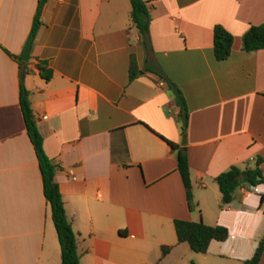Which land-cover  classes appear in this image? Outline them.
<instances>
[{"label": "crops", "instance_id": "crops-1", "mask_svg": "<svg viewBox=\"0 0 264 264\" xmlns=\"http://www.w3.org/2000/svg\"><path fill=\"white\" fill-rule=\"evenodd\" d=\"M141 41L129 0H45L22 84L76 235L79 264H223L251 256L264 234V182L227 204L214 176L262 157L264 47L241 36L264 22V0H147ZM37 0H0V264H61L60 247L20 104L17 55ZM233 36L216 59L213 27ZM134 57L137 74L129 79ZM45 60L49 78L36 63ZM188 109L184 132L173 91ZM184 146L192 204L170 143ZM263 198L260 199V195ZM224 225L206 251L177 241L173 220ZM162 246H168L162 252ZM210 256V257H209ZM257 264H264V247Z\"/></svg>", "mask_w": 264, "mask_h": 264}, {"label": "trees", "instance_id": "trees-1", "mask_svg": "<svg viewBox=\"0 0 264 264\" xmlns=\"http://www.w3.org/2000/svg\"><path fill=\"white\" fill-rule=\"evenodd\" d=\"M130 1V18L132 25L137 29L143 43H146L148 34L150 14L147 0H129ZM45 0H37L32 23L28 34L22 44L20 53L17 55L20 64V86H19V104L26 128V132L34 147L38 161V166L42 179V191L46 201L49 204L51 218L56 230V235L60 247L61 264H79V254L77 251L76 235L72 229L71 223L66 216L62 196L55 180L56 163L50 159L42 146V135L36 124L35 115L30 105L29 92L22 84V76L28 72L24 67L26 59L29 57L30 48L41 23L40 14ZM233 36L222 25L216 24L213 27V54L218 60L226 58L231 51ZM264 47V22L251 24L241 36V48L245 51L255 50ZM40 74L45 78L51 75V69L47 66L45 60H38L36 63ZM161 76L168 88L174 93V98L179 106L180 129L185 131L188 121V109L186 107L181 90L176 83L166 75L155 69H150ZM137 66L134 57L131 55L129 63V79L137 74ZM172 150L176 155L177 169L180 173L184 187L186 188V199L188 206L192 204V190L190 182V171L188 158L184 146H178L169 142ZM262 157L256 155L253 159L246 160V164L241 167L238 164H231L226 169L220 171L214 176L221 193L219 205L223 206L230 202L233 192L240 186L254 187L264 182V175L260 168ZM263 194L260 195V199ZM174 230L177 241H186L189 246L196 252L206 251L209 242L212 239L224 240L227 237L228 230L224 225H210L202 220H186L175 218L173 220ZM264 247V234L258 240L250 257L243 259L239 264H257L258 259ZM168 246H162V252H166ZM190 264H195L190 261Z\"/></svg>", "mask_w": 264, "mask_h": 264}, {"label": "rangeland", "instance_id": "rangeland-1", "mask_svg": "<svg viewBox=\"0 0 264 264\" xmlns=\"http://www.w3.org/2000/svg\"><path fill=\"white\" fill-rule=\"evenodd\" d=\"M245 164H246V160L241 161L238 165L243 167ZM217 259H218V262L223 263V264H237L236 263L237 261H235V259L232 256H226V257L217 258ZM193 262L195 263V261ZM188 264H190V262Z\"/></svg>", "mask_w": 264, "mask_h": 264}]
</instances>
